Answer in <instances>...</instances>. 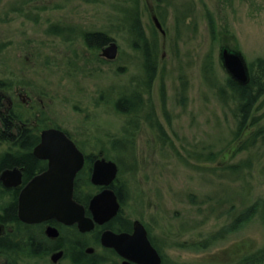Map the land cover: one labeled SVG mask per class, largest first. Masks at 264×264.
I'll list each match as a JSON object with an SVG mask.
<instances>
[{
  "label": "rangeland",
  "instance_id": "1",
  "mask_svg": "<svg viewBox=\"0 0 264 264\" xmlns=\"http://www.w3.org/2000/svg\"><path fill=\"white\" fill-rule=\"evenodd\" d=\"M24 1L0 0V79L12 83V90L4 94L7 104L31 110L33 125L45 114L50 125L67 131L86 152L93 150L116 162L110 139L123 136L129 118L119 114L114 104L131 90L134 80L143 79L144 71L143 55L131 48L129 15L124 13L133 8V1L38 0L32 5ZM192 1L138 0L147 39H152L155 28L148 2L159 9L168 33L165 46L158 33L160 66L150 98V107L156 110L152 121L161 129L150 126L146 112L134 144L126 145L129 159L124 166L132 165L129 147L134 146L138 168L134 172L125 168L119 175L130 191L132 212L156 239L175 245L169 254L183 263L264 249L260 215L225 234L226 239L210 249L197 247L264 199V146L253 154V167L240 170L244 179L227 169L244 165L251 155L238 153L240 145L234 147L237 104L227 88L219 37L212 42L205 12L215 15L218 34L228 28L236 36L256 77L258 68L253 64L264 58V0H258L256 11L245 6L237 19L229 14L228 21L221 19L224 12L217 0H206L205 9L198 0L191 6ZM52 25L74 27L77 33L65 41L47 33ZM80 31L107 32L118 45L117 59H103L101 51H90ZM252 118L254 126L249 124L244 133L249 136L261 129L264 133V95ZM211 153L215 159L210 162Z\"/></svg>",
  "mask_w": 264,
  "mask_h": 264
},
{
  "label": "flooded vegetation",
  "instance_id": "2",
  "mask_svg": "<svg viewBox=\"0 0 264 264\" xmlns=\"http://www.w3.org/2000/svg\"><path fill=\"white\" fill-rule=\"evenodd\" d=\"M198 1L201 7L205 9L207 6L206 0ZM209 1L212 0H207V2ZM216 2L223 8L224 13H222L221 19L224 21H228L229 14L233 15L232 18L237 19L243 14L245 6L253 11H256L257 7H254L258 6V0H217ZM191 6H194V0ZM148 9L152 22L153 14H155L166 32V35L163 36L154 25L157 36L160 33L164 42L163 46H165L168 33L163 25V20L158 16L156 7L152 6L149 2ZM192 11L190 8V13ZM205 18L209 23L208 27L212 42L217 41L219 37V56L221 60V56L225 51L244 55L238 47L236 36L230 33L228 28L218 34L215 15L210 10L205 12ZM104 48L100 51L102 52ZM140 48L132 49L143 55V52L147 49ZM148 51L152 52V50ZM155 51L157 52L158 50L155 49ZM248 69L250 81L251 70L249 64ZM157 70H159V67ZM150 98L151 96H143L141 98L146 105L145 107L143 106L145 111L138 119V123L147 112L145 119L150 126L153 128L157 126V128L161 129L158 124L152 121L154 119L153 115L156 117V110L150 107L152 102ZM9 105L12 106L11 104ZM128 126L129 128L131 127L129 124ZM34 149L35 147L33 148L32 156L36 161V167L31 172V175L27 173V168L22 166H13L12 168L3 170L0 174V182L2 183L1 175L6 170L16 169L21 173V184L18 187L8 189L2 183V186L7 190L13 191L15 196V218L13 222L7 221L4 212L0 210V264H241L242 261L249 258L250 254L254 253H242L235 256L226 255L223 258H213L212 261L209 258L196 261L195 263L180 262L178 258L169 254L175 245L173 246L172 243L156 239L151 228L132 212L128 201L130 199V191L126 184L120 183V167L118 163L115 162L119 169L116 180L108 186H96L92 183V173L95 163L99 160H106L108 162L111 160L105 156H99L93 150L86 152L87 150H84L82 147H78V149L83 153L85 163L83 169L75 178L73 189L75 223L67 224L57 218L39 223L23 222L19 218V198L21 192L35 177L46 172L49 166L48 161L35 157ZM106 191L109 192L107 200L102 202L95 211L91 210L90 206L94 198ZM110 191L114 193L119 206L116 212L112 206L113 203L110 201ZM79 207L81 209L84 208V217L92 222L91 228L88 229L89 226L83 228L82 224L78 222L77 211ZM138 222L146 230L151 247L156 252L155 255H146L145 247L141 248L140 246L141 241L137 238L136 240L131 239L139 227Z\"/></svg>",
  "mask_w": 264,
  "mask_h": 264
},
{
  "label": "trees",
  "instance_id": "3",
  "mask_svg": "<svg viewBox=\"0 0 264 264\" xmlns=\"http://www.w3.org/2000/svg\"><path fill=\"white\" fill-rule=\"evenodd\" d=\"M35 1L38 0H25L24 4L32 5ZM132 1L134 4L133 8L130 10L126 9V11H124V13L129 15L126 20L127 23L129 22L128 24H130L128 30L131 37H133L131 47L133 49L141 47L146 48L147 50L143 52V79H137L138 81L134 80L133 84H131V90H128L127 92L124 91L114 104L115 110L119 114L129 118L123 129V136L121 138L113 137L110 139V145L113 146L111 150L116 154V157L113 159H115L118 163L121 175L124 173L125 168L126 170L128 168L127 171L129 172H134L138 168L134 146L129 147V149H131L130 154H132L131 158H133V161H130L132 162V165L124 166L125 160L129 159H127V157L125 158V155L128 152V147H126V145L129 142H131L132 145L134 144L135 136L139 127L138 119L142 116V113H144V107L146 105L141 98L143 96H151V87L158 76L157 69L160 63L157 31L155 28H152V39H147L146 31L143 27L142 17L138 11L140 4L138 0ZM19 11L21 12L22 10ZM157 14L160 18L162 17L159 9L157 10ZM47 33L53 36L62 37L65 41H70L73 39L71 35L77 33V31H75L74 27L52 25L48 29ZM79 34L83 39L85 46L90 51H100L102 48L114 41V39L107 32L80 31ZM155 49L158 51L156 52ZM148 50H152V52ZM213 63L214 62L211 60V68H207L210 72L212 71ZM253 66L258 68L257 75L256 77H253L251 74L250 81L246 85H241L230 77L227 80V88L231 92V98L237 104V118H239L238 129L235 132V144L239 142L240 145L237 152L250 153L251 155L247 161H244L246 162L244 165H234L227 168L230 172L236 175L239 173L241 178H243V171L240 172V170L251 169L255 159V155L253 154H256L258 152L257 150L260 151L264 146V133L262 129L257 131L255 134H250L249 136L246 134V130L248 129V126H250L249 124L254 126L255 119L252 118V115L259 99L264 95V58L258 59L256 64H253ZM10 90H12V83L10 81L0 79V174L3 170L12 168L13 166H22L27 168V173L31 175V172L34 171L36 167V161L32 156V151L33 148L40 143L41 131L49 128H62L52 126V124L50 125V118L45 114L42 117H39L37 123L33 125L32 119L34 118V114H32L31 110L26 109L25 111H22L18 109L19 106L13 107L7 104V98L4 94ZM225 94V89L221 88L220 95L223 97ZM28 113L31 114L29 115ZM128 124L131 125L133 132L130 131ZM245 131L246 133H244ZM65 133L72 138L67 131H65ZM124 135L132 137L133 141L126 140V136ZM260 137H262L261 141H259ZM245 138L247 139L244 140ZM121 143L124 144L122 148L117 146ZM207 159L210 162L214 161V153H211ZM260 159L261 158L259 157L258 161ZM119 180L121 184L124 183L121 178H119ZM14 201L15 196L13 191L5 189L0 182V210L4 212V215L9 222H13L15 218ZM259 215L264 225V199L258 200L247 207L242 214L235 218L230 227H226L217 234H211V237H209L208 240L205 239L202 243H197V247L199 248L198 250L203 251L210 249L209 247L218 244L219 241H224V239H226L225 234H231L238 231ZM263 260L264 249L250 254L249 258L242 261L241 264H263Z\"/></svg>",
  "mask_w": 264,
  "mask_h": 264
},
{
  "label": "water",
  "instance_id": "4",
  "mask_svg": "<svg viewBox=\"0 0 264 264\" xmlns=\"http://www.w3.org/2000/svg\"><path fill=\"white\" fill-rule=\"evenodd\" d=\"M153 22L159 32L165 36L162 24L155 14ZM119 48L111 42L103 49L101 56L107 60L115 61ZM223 69L227 75L241 85L249 82V69L246 58L241 53L222 54ZM40 143L34 149V155L40 160L49 162L46 172L35 177L21 192L19 198V218L26 223H39L57 218L67 224L75 223L73 202L74 181L77 174L83 169L85 159L77 144L58 128L45 129L40 134ZM239 142L234 145L237 147ZM118 166L114 161L99 160L95 163L92 173V183L96 186H108L118 176ZM1 181L6 188H15L21 184V173L15 170H6L1 175ZM109 192H104L94 198L90 206L95 209L107 200ZM110 201L115 212L118 204L114 193L110 191ZM84 208H78L77 220L83 228H91L92 222L84 217ZM131 239L141 241L140 246L145 247L146 255H155V250L147 238V233L141 223ZM120 251V250H119ZM122 253V251H120Z\"/></svg>",
  "mask_w": 264,
  "mask_h": 264
}]
</instances>
